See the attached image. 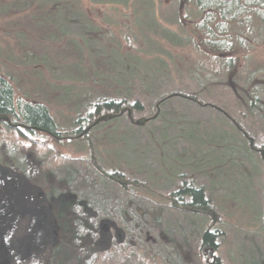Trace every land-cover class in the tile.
<instances>
[{
  "label": "rangeland",
  "instance_id": "rangeland-1",
  "mask_svg": "<svg viewBox=\"0 0 264 264\" xmlns=\"http://www.w3.org/2000/svg\"><path fill=\"white\" fill-rule=\"evenodd\" d=\"M201 19L186 0H0V76L63 134L21 139L0 122V264H50L61 239L43 177L73 168L99 220L135 244L123 264H208L206 228L221 264H264V22L234 26L218 49ZM165 96L143 126L124 113L71 135L103 97L136 120ZM188 184L207 214L174 207Z\"/></svg>",
  "mask_w": 264,
  "mask_h": 264
},
{
  "label": "trees",
  "instance_id": "trees-1",
  "mask_svg": "<svg viewBox=\"0 0 264 264\" xmlns=\"http://www.w3.org/2000/svg\"><path fill=\"white\" fill-rule=\"evenodd\" d=\"M186 1L194 4L202 14L199 27L206 35L207 44L218 49L230 48L229 42L233 38L231 31L234 26L241 27L251 21L252 18H259L264 22V0ZM209 24L214 26L211 28L208 26ZM223 45H226V47H223ZM167 99L168 96H165L160 100L164 102ZM124 100V98L111 99L104 97L99 99L94 104L92 111L76 119V126L71 135L81 134L86 127L105 112L119 113L126 105ZM131 107L140 109L138 104H133ZM0 114L6 115L12 125H18L12 127L11 130L21 139L26 138L23 133L24 129L27 133L46 134L53 138L63 136L57 130L44 105L20 100L15 101L11 84L1 76ZM87 134H83V136ZM22 170L27 171V167H23ZM73 170L75 171L73 178L69 177L67 180L60 178L58 175H52L51 172L43 177L44 183L48 182V185L42 183V186L45 188L53 206L61 239V243L52 250L50 264L53 262L54 264H123L124 259L128 258L130 254V245L133 244L132 246H134L135 244L128 241L124 231L118 228L113 230L110 228L111 225L108 221L99 220L98 205H96L98 208L90 207L89 205L92 202L87 201L90 195L85 197L81 195V187L83 189L86 186L82 179L83 175L75 168ZM111 174L117 177L120 173L113 172ZM184 197L187 198V201L182 200ZM169 198L176 204L174 207L178 206L179 209L197 214H207L211 207L209 200L204 196L202 188L191 184L170 193ZM93 206L95 205L93 204ZM92 209H95L96 212ZM217 237V231L209 228L200 232L198 251L202 253L206 250L212 259L211 255H215L214 253L218 248ZM143 263L139 259L128 262V264ZM214 263L221 264L217 257Z\"/></svg>",
  "mask_w": 264,
  "mask_h": 264
},
{
  "label": "water",
  "instance_id": "water-1",
  "mask_svg": "<svg viewBox=\"0 0 264 264\" xmlns=\"http://www.w3.org/2000/svg\"><path fill=\"white\" fill-rule=\"evenodd\" d=\"M173 96V95H170ZM169 97V96H168ZM160 102H162V100L158 101V103L156 104L157 110L156 113L151 116V117H147V118H142V119H136L134 120L132 117V110L129 107H125L123 108L119 113H105L103 115L98 116L91 125H89L88 127H86L83 132L79 135H77L76 137H81L83 136V134L88 133V131L95 125L99 124L100 122H105V121H109L112 120L116 117H119L120 115L126 113L127 117L129 118L130 122L134 125L137 126H143L144 124H146L147 122H149L150 120H153L156 118L157 114H158V105L160 104ZM0 122H5L8 125L12 126V127H17L18 125H12L10 119L4 115V114H0ZM24 127V126H23ZM25 128V127H24ZM98 168V167H97ZM106 175V174H105ZM107 177H111L109 175H106ZM115 181L117 182H121L124 181L123 179H116ZM216 258L215 255H213L212 260L214 261Z\"/></svg>",
  "mask_w": 264,
  "mask_h": 264
},
{
  "label": "flooded vegetation",
  "instance_id": "flooded-vegetation-1",
  "mask_svg": "<svg viewBox=\"0 0 264 264\" xmlns=\"http://www.w3.org/2000/svg\"><path fill=\"white\" fill-rule=\"evenodd\" d=\"M133 185H136V184L134 183ZM204 252H205V258H206L205 261H206V263H208V264H215V263L210 262V260L208 259V253H207V251L205 250ZM211 257H213V255H211ZM211 261H212V259H211Z\"/></svg>",
  "mask_w": 264,
  "mask_h": 264
}]
</instances>
